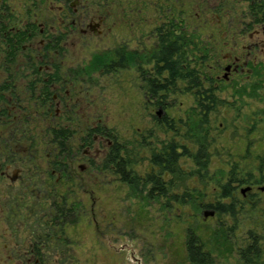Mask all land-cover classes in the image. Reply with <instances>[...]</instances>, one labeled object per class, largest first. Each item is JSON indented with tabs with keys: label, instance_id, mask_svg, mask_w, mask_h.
Wrapping results in <instances>:
<instances>
[{
	"label": "flooded vegetation",
	"instance_id": "1",
	"mask_svg": "<svg viewBox=\"0 0 264 264\" xmlns=\"http://www.w3.org/2000/svg\"><path fill=\"white\" fill-rule=\"evenodd\" d=\"M242 1L245 10L226 24L230 0H23L20 9L17 0H0V264H80L74 231L87 213L80 188L97 170L102 150L96 144L112 141L95 125L71 146L72 130L54 109L67 84L97 72L134 70L160 112L162 91L213 90L197 65L225 46L224 79L251 77L264 67V16L255 9L262 0ZM210 12L217 17L214 29H229L220 38L205 34ZM119 21L121 44L94 52L82 66L65 63L72 47L110 37ZM96 56L110 67L87 68ZM37 124L44 125L39 133ZM114 145L105 154L107 168ZM84 192L95 214L94 191L87 186Z\"/></svg>",
	"mask_w": 264,
	"mask_h": 264
},
{
	"label": "rangeland",
	"instance_id": "2",
	"mask_svg": "<svg viewBox=\"0 0 264 264\" xmlns=\"http://www.w3.org/2000/svg\"><path fill=\"white\" fill-rule=\"evenodd\" d=\"M21 1L17 0L18 8ZM241 1L230 0V10L222 15L225 23L237 21L247 5ZM208 17L205 34L220 38L229 30L227 23L224 29H214L217 17L213 12ZM121 37L119 21L110 37L72 47L65 63L82 66L94 52L121 44ZM228 51L229 47H219L211 51L205 65H197L207 75L206 79L201 76L205 86H211L218 99L204 127L210 155L206 174L195 173L198 165L192 157L183 156L178 174L162 176L170 194L200 193L199 206L148 196L151 185L136 190L121 180L114 166L104 165L111 144H117L143 180L148 174H158L151 157L168 142H179L196 152L199 145L187 133L200 117L196 91L160 92L158 98L165 105L160 112L134 70L93 73L61 91L63 99L60 105L54 103V109H60V121L72 130V147L95 125L105 127L112 141L96 144L102 150L97 170L93 175L87 172L80 188L87 212L74 231L79 238L74 254L80 264H191L186 246L191 229L213 256V264H264V67L251 77L232 75L225 80L224 55ZM261 60L264 63L263 57ZM217 62L222 63L221 68L216 69ZM42 129L44 125L34 126L38 133ZM42 148L45 151L46 146ZM86 149L83 146L80 153ZM37 161L45 163L44 157ZM78 164L86 161L81 158ZM232 170L242 181L232 182L231 196L222 197V186ZM87 186L94 191L95 214L92 200L84 192ZM217 202L234 204V214L206 206Z\"/></svg>",
	"mask_w": 264,
	"mask_h": 264
},
{
	"label": "trees",
	"instance_id": "3",
	"mask_svg": "<svg viewBox=\"0 0 264 264\" xmlns=\"http://www.w3.org/2000/svg\"><path fill=\"white\" fill-rule=\"evenodd\" d=\"M262 5L259 3L256 4L258 12H263L264 16V0H262ZM20 47V45H19ZM108 59L103 56H96L93 63L88 66L95 68H109L110 65H107ZM120 62V59L118 60ZM193 83L199 86L201 82L197 80L200 77H197L193 74ZM201 94V97L198 98V121L192 123L190 129L188 130V135H190L195 143L199 145V148L196 152H190L189 148L186 145L180 144L176 141H170L165 144L158 152L153 153L151 157L152 163L159 168L158 174H148L143 180L139 175H137L134 170L130 167V162L122 154V149L119 145L115 144L111 150V154L108 157V163L112 164L115 167L116 173L120 176L123 182L128 183L134 189L139 191H144L148 188V185L151 187L148 189V196L152 197H167L169 199H174L180 204L193 203L198 205L197 198H199L200 193H183L182 195L170 194V188L167 187L166 181L163 179L165 173L178 174L179 168L178 164L180 159L183 156H190L193 158L195 163L198 165L197 172L202 174L204 171L207 172L209 166V151H208V137L207 131H205V123L207 122L208 115L211 111H214L218 104L217 97L213 94V90H203L197 92ZM64 138L68 135V130L62 129ZM204 174V173H203ZM204 176V175H203ZM242 179L234 174V170L229 174L228 181L222 186V197L231 196V191L234 189L232 182H239ZM201 204V203H200ZM199 206V205H198ZM207 207H213L218 212L222 213H231L234 214V204H224L217 202L216 204H207ZM187 246V255L188 260L191 264H213L214 258L209 251H207L201 241V238L194 230H190L187 234L186 240ZM250 251V247L247 249Z\"/></svg>",
	"mask_w": 264,
	"mask_h": 264
},
{
	"label": "water",
	"instance_id": "4",
	"mask_svg": "<svg viewBox=\"0 0 264 264\" xmlns=\"http://www.w3.org/2000/svg\"><path fill=\"white\" fill-rule=\"evenodd\" d=\"M211 214H212V212H211ZM205 215H208V213H205Z\"/></svg>",
	"mask_w": 264,
	"mask_h": 264
}]
</instances>
